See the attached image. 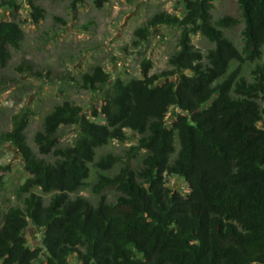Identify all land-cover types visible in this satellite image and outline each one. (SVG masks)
I'll return each mask as SVG.
<instances>
[{
	"label": "trees",
	"instance_id": "trees-1",
	"mask_svg": "<svg viewBox=\"0 0 264 264\" xmlns=\"http://www.w3.org/2000/svg\"><path fill=\"white\" fill-rule=\"evenodd\" d=\"M38 1L28 0L33 24L44 18ZM213 1L184 0L183 17L160 12L134 31L137 48L154 28L179 29L168 70L150 74L145 58L141 78L113 79L99 65L82 74L81 88L103 94L104 103L90 116L71 101L54 106L34 136L37 152L25 135L30 111L0 132V145L16 147L30 175L18 191L27 194L22 207L0 219V264H264V0H237L240 48L224 34L237 20H213ZM108 2L92 0L98 10ZM1 10L13 16L0 19L4 70L25 34L18 0H0ZM196 35L213 45L206 54L192 43ZM248 64L255 65L250 82L242 75ZM68 127H77V137L63 146ZM127 131L138 139L124 156H98L128 141ZM91 165L96 202L80 195ZM167 176L184 179L189 192L169 188ZM36 188L50 198L32 193ZM107 189L116 192L113 202ZM30 223L44 232V260L41 248L27 245Z\"/></svg>",
	"mask_w": 264,
	"mask_h": 264
},
{
	"label": "rangeland",
	"instance_id": "rangeland-1",
	"mask_svg": "<svg viewBox=\"0 0 264 264\" xmlns=\"http://www.w3.org/2000/svg\"><path fill=\"white\" fill-rule=\"evenodd\" d=\"M73 0H39L44 10V18L38 24L32 23L31 9L28 0H18L25 39L18 51H13L8 67L0 70V132L12 128V119L22 112L30 111L32 116L25 135L28 144L37 152L33 141L37 131L41 130L45 116L54 106L71 101L81 106L84 113L91 115L104 103L101 93H93L81 88V76L91 67L99 65L113 79L141 78V62L152 61L150 74L169 69L168 58L177 49L179 29L159 26L154 28L149 39L139 47H134V31L145 24L149 18L160 12L183 17L184 0H109L104 8L98 10L92 0H81L74 7ZM213 20L230 16L237 20L231 29L224 30L225 36L240 48L243 41V21L237 0H214ZM10 11L1 10L0 19L12 20ZM192 43L203 54L213 45L201 35L192 37ZM32 71H29V67ZM236 65H232L234 69ZM254 64L243 67L242 75L250 82ZM191 75L190 72H186ZM161 80L159 84L164 83ZM177 110L173 108L167 116L168 127L171 126ZM101 121V120H98ZM77 127L63 128L61 144L71 145L77 137ZM129 140L124 143L112 142L98 151V156L113 153L124 156L128 149L136 145L138 135L127 131ZM179 144L176 143V153ZM176 154L173 156L175 157ZM50 160V157H43ZM24 159L18 149L10 143L0 145V167L7 169L0 174V219L11 207H22V199L27 196L18 195L19 188L30 175L24 170ZM139 165L138 161L131 164ZM118 168L111 173H115ZM98 174L91 165L88 187L80 195L96 202L91 192ZM167 186L186 195L189 192L184 179L167 176ZM32 193L43 196L39 189ZM110 202L116 197L112 189L105 191ZM28 247L41 248L43 260L46 253L43 247L44 232L30 223L25 231ZM70 264H77L74 258Z\"/></svg>",
	"mask_w": 264,
	"mask_h": 264
}]
</instances>
